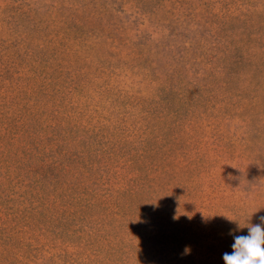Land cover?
<instances>
[{
    "label": "rangeland",
    "instance_id": "rangeland-1",
    "mask_svg": "<svg viewBox=\"0 0 264 264\" xmlns=\"http://www.w3.org/2000/svg\"><path fill=\"white\" fill-rule=\"evenodd\" d=\"M260 217L264 0H0V264H224Z\"/></svg>",
    "mask_w": 264,
    "mask_h": 264
},
{
    "label": "clouds",
    "instance_id": "clouds-1",
    "mask_svg": "<svg viewBox=\"0 0 264 264\" xmlns=\"http://www.w3.org/2000/svg\"><path fill=\"white\" fill-rule=\"evenodd\" d=\"M260 219L264 222V217ZM238 225L247 227L248 234L234 237V243L231 246L233 251L223 254L224 264H264V227L261 224L248 223L244 226L239 223Z\"/></svg>",
    "mask_w": 264,
    "mask_h": 264
}]
</instances>
